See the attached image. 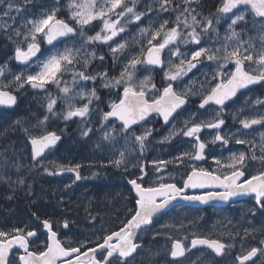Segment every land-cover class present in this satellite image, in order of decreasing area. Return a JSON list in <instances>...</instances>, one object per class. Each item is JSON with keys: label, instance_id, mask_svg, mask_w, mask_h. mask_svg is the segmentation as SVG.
Masks as SVG:
<instances>
[{"label": "rangeland", "instance_id": "1", "mask_svg": "<svg viewBox=\"0 0 264 264\" xmlns=\"http://www.w3.org/2000/svg\"><path fill=\"white\" fill-rule=\"evenodd\" d=\"M32 1L34 0L25 3V0H12L15 6L11 9L8 16L2 15L6 4H0V61L2 56L6 54V60L0 62V67L4 69V75L1 78L15 84L13 90L16 91L14 93L18 97L26 96L29 89L24 84L23 87H17L15 79L13 80L15 68H28L26 66L32 65L33 61L27 63L15 59L17 45L10 47V44L14 40L16 41L17 38L15 39L11 33L15 31V18ZM100 2L102 0H98V3ZM125 2L129 7L133 6L131 0H125ZM16 6L21 8L20 12L16 11ZM149 7L152 9L151 11H148ZM191 9L195 10L193 14H197V18L202 23L204 18H211L215 29V31L204 32L201 27L197 26L196 30L200 33L201 40L199 47L211 48L213 51L219 48L221 49L219 55L222 56L224 54L222 45L225 44V36L229 34L228 25L231 23V18H234V14L244 12L245 19L238 22L235 26V30L240 33L239 39L246 42L244 47H248L250 42L257 52L264 48V40L261 39V37H264V18L255 16L250 7L242 8L231 14H222L218 24L216 23L217 10L214 11L211 7L207 11L197 8ZM183 10L184 8H179L166 13L150 6L146 0H135V11L138 13L144 12V17L153 15L152 18L155 17L154 19L157 20L160 16L168 18V15L170 18L166 19L169 21L167 28L175 26L176 16ZM112 18L115 19V16ZM123 19L121 18L122 21ZM128 20L131 22L122 25L125 30L113 38L114 42L109 41L107 44L101 42L85 43L87 36L95 35L97 31H100V21L85 26L84 36L79 34L78 28V33L75 37L62 41L52 47L51 50H46L44 54L39 55L40 57L36 58L38 61L35 66H38V62L40 60L43 61L49 53L57 50L63 51L65 47H68L80 50L81 61L84 59L90 60L87 66L88 74L96 72L100 67L114 69L125 53H118L114 59L109 45L115 47L118 44L119 37L126 34L131 27L139 23V21H133L131 16L128 17ZM180 31L182 37L187 38V32L190 29H184L181 26ZM161 38L157 37V40ZM228 44L229 50H231L234 46V41H229ZM19 46L26 48V43ZM177 46L189 58L191 52L197 50V45L192 43L184 44L179 41L166 47L163 56L164 66L161 69L147 63L137 66L135 80L138 82L145 77H151V83L156 86L155 91L151 89V85L148 86L146 96L149 100L158 97L168 83L164 76L165 71L169 70L168 61L171 60L173 64H179V58L170 55V51H175ZM100 48H106L107 55L98 53L97 50ZM133 50L139 52L140 48L135 46ZM92 52H95V57L89 56V53ZM100 57H103V60ZM76 67L78 70H85L83 63ZM245 67L246 69L248 68L247 63ZM251 67L255 69L257 66L253 64ZM216 68V62L202 59L196 68L177 81L172 82L174 89L177 92H189L190 94L187 95V98L194 99L197 96V99H202L208 90L219 82V78L212 79ZM233 69L234 63L229 62L225 66L224 71L229 72ZM61 79L68 82V86L71 89L69 94L65 95L59 91L55 84H49L48 90L41 94L43 112L26 120L23 117L17 118L16 121H20V124L15 123L13 133L7 137H0V184L7 186L0 193V202L12 198V203L10 204L9 202L8 205L13 206L10 213L4 214L5 216L2 214L5 228L4 226L2 227L5 231L10 232L9 225H16L18 222L22 223L24 219L28 224L27 230H30L32 226L38 224L35 217H41L53 221L54 224L59 222L56 227L62 234L61 238L66 245L71 242V246L76 247L80 243H85L86 246L95 244L98 241L101 242V237L117 228L118 221L121 222L129 217L128 210L130 209L127 206L123 207L120 201H118L119 204L115 203L113 197L107 195L109 193H106L108 191L106 188L102 194L104 190L103 184H107V179H111L110 177H107V179L101 178V173L106 170V165H108L107 169L110 166H114L110 161L119 159L120 153L124 152L125 161L129 163L131 168H135L134 173L138 174L137 176L141 175L140 165H144L145 172L148 173L150 171L149 176L152 177L151 180L153 181H157V178L161 176L164 179L174 176L176 173L174 170H169L166 175L164 171L156 172L152 162L154 160H173L175 157L174 149H177L180 154L183 153L177 147L170 149L166 146L174 142L176 136L168 141H164L163 138L169 136V133L174 129L186 130L185 121L194 123L206 122L212 120L217 112L220 113L219 118L224 120V124L219 130L220 134L230 139L227 145L221 141L216 145H212V148L207 153V158L216 168L218 167L214 158L220 159L222 163H227L228 157L232 153L245 152L251 156L254 151L257 157L261 155L260 147L264 143L261 138L262 134H264V124L247 130L242 128L240 120L264 116V85L254 90H246L239 93L233 101L224 107L210 106L200 111L197 110V118L194 114V107H187L171 124L169 129L162 130L160 128L162 122L159 116L154 115L138 127L131 128L130 131L125 133L119 122L109 118L108 120H103V113L110 110V104L116 102V100L118 102L122 96V85L105 88L101 84L100 87H96L94 81H79L76 85H73L70 72L64 73ZM60 87H64V84L62 83ZM93 88H95L96 97L98 98H93L91 103H89L87 96L81 98L79 95L80 92L87 93ZM49 95L57 100L55 115L47 111L46 106ZM258 100L261 103H257ZM69 104L73 107H82L84 104H89V113L83 118L73 117L65 120L64 115L68 111ZM46 116L48 117L47 121L41 125L40 121H44ZM188 126L190 127L191 123ZM25 128L29 130L28 133L24 132ZM89 128L91 129L89 134L87 136L82 135V132ZM145 129H151L152 132L145 141L143 151H141L139 143L134 139V135H141ZM46 132L61 134L64 138L63 142L35 162L32 159L31 148L28 143L29 135L39 136ZM106 132L110 136L108 139L104 138ZM198 135L207 144L213 141L216 130L205 127L202 128ZM237 139H245L252 143L237 144L235 142ZM253 145H255L254 148ZM186 150L187 152H194L193 145ZM146 154H151L149 160L144 158ZM76 164L81 165L79 172L82 178L80 180L75 179V173L73 172H60L57 170L59 165L74 166ZM126 169L127 167H124L123 172H126ZM218 169L227 171V169L223 168ZM247 169L250 174H255L257 170H264L259 159L247 160ZM110 173L112 174L111 170ZM21 178L25 182L23 185L18 183ZM100 197L107 203L103 202L102 204ZM253 204L252 201H243L232 205L226 210L214 209L207 211L197 209V212L185 210L156 216L150 226L140 231L137 242L141 245L133 257L126 259L127 264H238L237 256L245 254L252 247L264 248L260 243L261 240H264V211ZM251 209H256L255 215L252 214ZM65 220L69 222L67 229L63 227ZM245 229L248 230L247 235L245 234ZM42 230L43 226L40 225V231ZM179 235H181L182 240H187L196 235L224 239L231 247L227 249L225 256L222 258H216L208 250L200 249L191 251L184 259L179 261L172 260L170 258L172 240ZM261 261H264V252H260L257 259L248 264H258ZM113 264H123V260L120 261L118 258H114Z\"/></svg>", "mask_w": 264, "mask_h": 264}, {"label": "snow or ice", "instance_id": "2", "mask_svg": "<svg viewBox=\"0 0 264 264\" xmlns=\"http://www.w3.org/2000/svg\"><path fill=\"white\" fill-rule=\"evenodd\" d=\"M28 2L30 0H25V3ZM192 2L193 0H184L186 5H191ZM131 3L133 6L129 7L125 0H102L100 3H98V0H79V2L70 0L68 5L70 22L57 18V9H52L38 18L28 20L25 23L26 30L23 33L19 30L15 32L16 36H22L23 42L26 43V49L19 45L16 47L15 59L22 62L30 61L32 57L40 52L42 42L55 47L54 41L77 33V27L75 26L79 27V34L84 36V27L92 24L93 21L101 22L100 31H97L95 35L87 36L85 43L101 42L107 44L109 41L114 42L113 38L125 30L122 25L131 22L128 20L129 16H131L133 21H139L145 15L144 12L138 13L135 11V0H131ZM158 3L159 10L162 12L175 11L172 6V0H158ZM0 4H6L2 12L3 16H8L11 9L15 6L12 0H0ZM240 5L250 7L255 16L264 18V0H223L221 6L217 9L216 23L220 22L222 14L232 13L233 9H238ZM151 10V7H149L148 11ZM16 11L20 12L21 8L16 6ZM194 11L190 7H185L176 16L174 27L167 28L169 22L165 20L158 29L151 33H149L148 29H141L142 34L147 33L151 37L147 40L146 59L143 58L145 49L142 47L139 54L133 55L128 59L117 77L109 78L107 72L88 74L87 66L90 60L84 59L81 61L79 49L65 47L63 51L52 52L43 61H39V70L34 74H29L26 78L23 75L15 76L16 85L17 87H23V84L26 83L32 88L46 90L47 85L55 84L60 92L67 95L71 89L68 86V82L61 79L66 72L72 74L73 85H76L79 81H96L97 79L104 81L102 86L105 88L122 85L123 95L118 102L110 104V110L103 113V120H108L109 117L119 119L122 122V130L127 133L131 130L132 125L145 121L153 112L162 116L164 122L168 123L173 113L185 105L187 95L190 94L187 91L177 92L173 88L172 82L177 81L196 68L202 59H206L217 63L212 79L219 78V82L215 83V86L211 87L207 94L203 96L199 107L203 109L210 102L223 107L225 102L235 97L240 89L264 82V48L257 52L250 42L248 47H244L246 42L239 39L240 33L235 30V26L238 22L245 19L244 12L234 14V18H231V23L228 25L229 34L225 36V44L222 45L224 53L222 56L219 55L221 51L219 48L213 51L211 48L199 47L201 40L200 33L196 30L197 26L201 27L204 32L215 31V29L211 18H204L202 23L197 18V14H193ZM113 16H115V19L112 18ZM182 17L183 19H181ZM121 18H124L123 21ZM181 26L184 29H190L187 32V38L182 37ZM157 37L162 38L157 40ZM261 39L264 40V37H261ZM153 41H156V43H153ZM179 41L184 44H195L197 45V50L191 52L190 58L187 57V54L182 53L178 46L175 51H170V55L179 58V64H173L171 60L168 61L169 70L164 73L165 78L168 80L167 86L163 88L162 93L158 97L149 100L146 98L148 86L151 85V89L154 91L156 86L151 83V77H145L138 82L135 80L137 66L142 63L163 65L164 61L161 59V52L166 47ZM229 41H234V46L231 50H229ZM109 47L115 59L118 53L124 52L127 44L123 42L116 44L115 47L111 45ZM89 56L95 57V52L89 53ZM100 59L103 60V57H100ZM229 62L234 63V69L225 72V66ZM81 63H83L85 69L83 71L78 70L76 67ZM246 63L248 65L247 69L245 67ZM253 64L257 66L255 69L251 67ZM3 75L4 69L0 68V77ZM62 83L64 87H60ZM9 87L10 84L0 82V105H15L16 96L12 92L5 90ZM79 95L81 98L87 96L89 103H91L93 98H98L96 97L95 88L87 93L80 92ZM56 103V98L49 95L46 107L47 111L53 115L56 114ZM257 103H261V101L258 100ZM88 113L89 104H84L82 107H73L69 104L64 119L83 118ZM219 116L220 113L217 112L212 120L206 122L194 123L185 121L186 130L174 129L169 133V136L164 137V141H168L180 134L186 137H194L196 140L193 145L194 152H183L171 161L154 160L152 163L155 171L160 172L170 163H183L185 158L197 161L203 160L207 144L198 135L202 128L206 127L216 130L212 143L221 141L227 145L230 138L220 134L219 130L224 124V120L220 119ZM47 119L48 117L46 116L44 121H40V124L43 125ZM16 123L20 124V121H16ZM189 123H191L190 127L188 126ZM240 124L244 129H249L253 125L264 124V116L245 118L240 120ZM90 131V128L86 129L82 132V135L87 136ZM24 132L28 133L29 130L25 128ZM151 132V129H145L141 135H134V139L139 143L141 151H143L145 141L151 135ZM104 138H110L109 133L106 132ZM261 138L264 141V134H262ZM29 139L32 145V157L36 159L42 156L45 149L55 145L60 137L54 132H46L39 136L29 135ZM235 142L237 144L252 143L245 139H237ZM254 147L255 145H253ZM260 151L261 155L259 157L255 155L254 151L251 156L245 152L232 153L228 157L227 163H222L220 159L214 158L218 168L227 169V171H223L220 174H217L216 170L193 165L191 171L187 173V178L183 180L182 186H178L175 182H164V177L162 176L158 177L155 183L146 185L147 172L144 170V165H140L141 175L128 181L135 193L134 207L128 210L130 218H127L126 223H123L118 231H111L104 235L100 238L102 242L98 241L95 246L87 247L85 250V243H80L76 247L71 246V242L67 246L62 243L57 236V232L53 230L54 226L59 225V222H55L54 225L53 221L45 219L42 221V226L47 230V241L42 251L29 250V238L36 236L35 231H26L22 228H14L11 232L0 231V264H11L9 253L14 246L23 249L18 258L20 264H113L115 254H118L119 258L123 260V264H127V260L124 258L130 257L140 247L135 242L138 238V230L143 231L150 226L154 217L163 212L177 198L207 203L213 199L227 201L232 197L252 195L256 205H258L260 210L264 211V170H257L255 174H246L248 172L247 160L249 159H259L262 169H264V143L261 144ZM110 163L115 167L125 164L124 152L120 153L119 159L112 160ZM80 168V164L74 166L59 165L57 170L60 172H73L75 173V179L80 180L82 178L79 172ZM18 183L23 185L25 183L24 179L21 178ZM206 187H217L222 189V191H209L201 195H187L185 193V190L189 188L203 189ZM250 211L255 215L256 209H251ZM63 227L65 229L69 227L67 220L64 221ZM245 234H248L247 229H245ZM113 240H115V243H113ZM260 243L264 245V240H261ZM191 245L192 247L207 245L217 255L223 254L226 248L231 247V245H226L219 239L199 236H194ZM186 251L187 249L182 242L176 240L172 244L170 255L173 258L182 257ZM258 252H264V248L252 247L245 254L237 256L238 264H245V262L252 260Z\"/></svg>", "mask_w": 264, "mask_h": 264}, {"label": "trees", "instance_id": "3", "mask_svg": "<svg viewBox=\"0 0 264 264\" xmlns=\"http://www.w3.org/2000/svg\"><path fill=\"white\" fill-rule=\"evenodd\" d=\"M146 1L149 2L150 6H153V7H156L159 9L158 0H146ZM76 2H79V0H76ZM222 2H223V0H193L191 5H186L184 3V0H172V6L175 9L190 7V8H197V9L202 10V11H207L208 8L211 7L212 10L216 11L221 6ZM69 3H70V0H34V1H32V3L28 7H26L25 10L21 11V14L19 16H17L14 20V24H15L14 30L15 31L12 32L11 34H12V36L15 37V39L17 38V40L16 41L14 40L13 42H11L10 47H14L15 45L18 46V45L25 43V42H23L22 36H20V37L16 36V34H15L16 30H19L21 33H23L26 30L25 29L26 21L38 18V17L42 16L43 14L50 12L52 9L58 10L57 11V18L64 19V20L70 22V20H69L70 9L68 7ZM167 12L168 11H166V13ZM152 16L153 15H148L146 17L143 16L141 21H139L138 25L131 27L126 34H123L119 37L118 44L126 42L127 47L124 50L125 55L123 56L120 63L117 66H115L114 69H109L107 67L106 68L100 67L97 69L96 72H92L90 74L107 72L109 78L119 76L124 64L127 63L128 59L133 55L139 54L141 52L142 47L144 49H147V47H148L147 40L150 39L151 37L147 33L142 34L140 30L141 29H148L149 33H151L152 31L158 29L160 27V25L163 23V21L170 18L167 15L168 18H166V16H162V17L160 16L159 19L157 18V20H156V19H154L155 17L152 18ZM95 22L96 21H93L92 23L94 24ZM75 27H77V29L79 28L78 26H75ZM153 43H155V41H153ZM58 44H56V45H58ZM41 45H42V50H41L40 56L42 54H44L46 50L48 51V50L52 49V47L46 46L44 44V42H42ZM1 46H2V44H1ZM135 46H138L140 48L139 52L137 50H133V48ZM97 51H98V53H102L103 55H107L106 48H100ZM145 51H144V54H145ZM53 52H55V51H53ZM51 53H49V55ZM32 61H33L32 65L26 66L28 68H24V69L15 68L16 71L14 73V76L23 75V77L26 78L27 75L34 74L35 72H37L39 70V68H38V66H35V64L37 63L38 60L35 59ZM14 76H13V80L15 79ZM3 80L4 79L0 77V82H2L3 84H10V87L7 88V90L11 91L12 93L16 92L15 90H13V86L15 85L13 82L7 81V80L3 81ZM21 82H23V81H21ZM94 82H95L96 87H100L101 84L104 83V81H102L100 79H97ZM157 82H159V80H157ZM24 85H25V87H28L26 83H24ZM48 88H49V85H47V89L45 91H47ZM41 94H44V93L27 90L26 96L18 97L17 105L14 108H12V109H0V112H1L0 137H7L9 134L13 133L17 118L23 117V119L26 120L29 118H33L37 114H41L43 112L42 108H41L43 106V104L41 102ZM6 187L7 186L0 184V193H2L6 189ZM9 202H10V204L12 203V198L9 200H6L4 202L3 201L0 202L1 203L0 204V214H1L0 215V223L3 224L4 228H5V222L2 220V218H3L2 214L4 215L6 211H7L6 214L10 213L12 208H13L12 205H8ZM18 218H20V217H18ZM8 227H9V230L11 232L12 229L21 227V222H18L16 225H9ZM3 231H5V230H3ZM258 264H264V261H261Z\"/></svg>", "mask_w": 264, "mask_h": 264}, {"label": "flooded vegetation", "instance_id": "4", "mask_svg": "<svg viewBox=\"0 0 264 264\" xmlns=\"http://www.w3.org/2000/svg\"><path fill=\"white\" fill-rule=\"evenodd\" d=\"M2 60H3V62L6 60V54H5V56H2ZM28 62L31 63L32 62V59L30 61H28ZM262 85H264V82L261 83V84L255 85V86H253V87H251V88H249L247 90H254L257 87H261ZM187 99H188V102H187L186 107L183 108L181 111H179L178 114H176V116L166 126H164V127L161 126L160 128L162 130L169 129V127L171 126V124L179 117V115H181V113L187 107H194V114L196 115V118H197V110L198 111L202 110L201 108H199L198 103L202 99H197V96L194 99H191V98H187ZM116 102H117V100H116ZM260 125L261 124L254 125L251 128L258 127ZM251 128H249L247 130H250ZM195 143H196V140H195L194 137H186V136H183L181 134V135H177L176 136V138L174 139V142H172V143H170V144H168L166 146L168 148H170V149H173V148L177 147L178 149L181 150V152H187L186 149L188 147H192V145H194ZM218 143H220V142L217 141L215 143H212V142L207 143V147H206L205 153H204L205 158L203 160L197 161V160H194V159L185 158V160H184L183 163H175L173 166H172V164H168L167 167L165 169H162L161 171H164L165 172V175L168 173L169 170H174V171H176V173L174 174V176H171V179H169V177L168 178H165L164 179V182H168V183L175 182V183L178 184V186H182L183 180L187 178V173H189L191 171V167L193 165H195L197 167L208 168L209 170H216L217 171V174H220L221 172H223L222 169H218V168L214 167L211 164V161L209 160V158H207V156H208L207 153L212 148V145H216ZM228 150H230V149H228ZM173 153H174V156L175 157H177V156L180 155V153L177 151V149H174V152ZM177 153H179V155H177ZM150 155L149 154L148 155L146 154L145 155L146 158H145V156H144V158L147 159V160H149L150 159ZM171 159H172V157H171ZM104 165H106V164H104ZM107 167H108V165H106V170L103 173H101V178L107 179V177H110L111 179H107V184H105V183L103 184L104 185V190L102 191V194L105 192V188H106L108 190L106 193H109L107 195L113 197L115 203L117 202V204H119L118 201H120L122 203L123 207L124 206H127V208H130V209L133 208L134 207V201H135V193H134V191L132 189V186L128 183V181L130 179H133V178H136L137 177L138 174L134 173L135 168H133V167L131 168L128 162H126L124 164V166L121 165L120 167L110 166L108 169H107ZM124 167H127L126 172H123V168ZM110 170L112 171V174L110 173ZM149 172L147 173V178L145 180V184L146 185L149 184V183H155L156 182V181L151 180L152 177L149 176ZM246 174H249V172H247ZM117 188H118V190H117ZM111 190H113V192H111ZM209 191H222V189L212 188V189H208V190H204V191H197V188H195V189L189 188V189H186L185 190V193L187 195H201V194H204L205 192H209ZM100 199H101V197H100ZM180 199H182V198H177L176 200L172 201L171 202V205L169 206V208L166 209L164 212L158 214L157 216H159V215H165V214H170L171 212H175V211H185V210H187V211H194V212H197V209L207 210V211H211V210H214V209H216V210H226V209L230 208L232 205L238 204V203H242L243 201H252L256 205L254 196H252V195H243V196H241L238 199L228 201L225 205H204V206H197V205H191V204H186V203L178 202V201H181ZM103 202L104 203H107L105 200H102L101 199V203L102 204H103ZM256 206L258 207V205H256ZM6 212H5V215L8 214V213L6 214ZM35 218L38 221V224L36 226H32L30 230H27L28 229V224H27V222H26L25 219H24V222L21 223V227H19V228H22V229H25L26 228L25 230H27V231H35L36 232V236L29 238V250L30 251H42L43 248H44V244L47 241V230L43 228V230L40 231V225L42 226V221L45 220L46 218L45 219L44 218H41V217H39V218L38 217H35ZM128 218H130V217H128ZM126 220H127V218L124 219L121 222L118 221L119 224L116 226L117 228L115 230H113V231H118L119 228L122 226V224L123 223H126ZM2 226H3V224L0 223V231L5 230ZM53 230L57 232L58 238L63 243L64 241L61 238L62 237L61 236L62 234L59 232L58 228L56 226H54ZM7 232H9V231H7ZM199 237H205L206 238L207 236H199ZM193 238H194V236L188 238L187 240H182L181 235H179L178 237L173 238L172 241L180 240L182 242V244L185 246V248L187 249V251L185 252V256H187L191 251L200 250V248L190 249L189 246H190L191 240ZM207 238H209V237H207ZM137 239L135 240V242L138 243L139 245H141L139 242H137ZM210 239H217V238H210ZM219 240H221L226 245H229L227 243V241H225L224 239H219ZM101 242H102V240H101ZM113 243H115V240L113 241ZM93 246H95V244H91V245L88 244V245L85 246V250L87 249V247H93ZM263 247H264V245H263ZM138 249H139V247H138ZM227 249L228 248H226L223 256H225ZM204 250H207V249H204ZM136 251H135V253H136ZM209 252L211 254H213L211 251H209ZM21 253L22 252L19 251L16 248L10 251V253H9V260L11 261V264H20L18 258H19V255ZM135 253L133 254V256L135 255ZM115 258H118L121 261V258H119L118 254H115ZM124 259H126V258H124ZM248 263L249 262H246L245 264H248Z\"/></svg>", "mask_w": 264, "mask_h": 264}, {"label": "water", "instance_id": "5", "mask_svg": "<svg viewBox=\"0 0 264 264\" xmlns=\"http://www.w3.org/2000/svg\"><path fill=\"white\" fill-rule=\"evenodd\" d=\"M242 7H246V6H244V5H240V6H238V9H240V8H242ZM236 10H237V9H233V12L236 11ZM228 14H230V13H228ZM76 35H77V33H75V34H71L69 37H61V38H59L58 41H54V44H56V43H58V42H60V41H63V40H65V39H67V38L75 37ZM45 44L48 45L47 43H45ZM48 46H52V45H48ZM40 50H41V47H40ZM165 50H166V48L161 52V59H162V60H163V55H164V53H165ZM39 53H40V52H38L37 55L34 56V57H32L31 59L37 57V56L39 55ZM146 56H147V52H145V59H146ZM163 65H164V64H163ZM163 65H154V66H156V67H158V68L160 69V68L163 67ZM261 83H263V82H261ZM261 83H257V84L249 85L247 88L240 89V90L237 92V95H238L240 92L245 91V90H247V89H249V88H251V87H253V86H255V85L261 84ZM28 87H29V90H30V91H34V92H43V91H45L44 89L32 88L30 85H28ZM165 87H166V86H165ZM173 88H174V87H173ZM7 91H9V90H7ZM10 92H11V91H10ZM12 94L15 95L16 98H17V99H16V103H15V105H11V106H8V105H0V108H3V109H12V108H14V107L17 105V102H18V96H17L16 94H14V93H12ZM237 95H236V96H237ZM236 96H235V97H236ZM235 97H233V98H231L230 100L226 101V102H225V105H226L227 103L231 102ZM146 98H147V96H146ZM186 100H187V98H186ZM187 102H188V100H187ZM187 102H186L185 105H183L180 109H178L175 113H173V116L170 117L169 121H170V120H171V119H172V118H173V117H174V116H175V115H176V114H177L182 108H184V107L186 106ZM200 103H201V102H200ZM200 103L198 104V106L200 105ZM210 105H215V106H217V107H221V106L216 105L214 102H210L209 105H206L205 107L210 106ZM154 115H158V114L155 113V112H153V113L150 114V116H149L148 118H146V120L149 119L150 117L154 116ZM158 116H159L161 122L163 123V126H166V125L169 123V122H168V123H165L164 120H163V118H162V116H160V115H158ZM109 118H110V119H115V120L119 121V122L122 124V122H121L119 119L115 118V117H109ZM142 122H143V121H141V122H139V123H137V124H135V125H132L131 128L139 126ZM256 125H258V124H256ZM253 126H254V125H253ZM54 133H56V132H54ZM56 135H58V136L60 137V139L56 142V144L53 145V146H51L50 148L45 149V151H44V153L42 154L41 157H37L36 159H33V157H32L33 161H38L40 158H42V157L45 155V153H46L48 150L57 147V146L62 142V139H63L62 135H60V134H58V133H56ZM28 143H29V145H30L31 153H32V145H31L30 139L28 140ZM212 188L220 189V188H217V187H206V188H203V189H201V188H197V191H204V190H208V189H212ZM241 196H243V195H241ZM241 196L232 197V198H230V199L227 200V201H222V200H219V199H213V200L208 201L207 203L200 202V201L184 200V199H180L181 201H178V202H182V203H186V204H191V205H197V206H204V205H225L228 201L238 199V198H240ZM170 205H171V204H170ZM170 205H169V206H170ZM169 206H168L166 209H168ZM166 209H165V210H166ZM165 210H164V211H165ZM164 211H163V212H164ZM161 213H162V212H161ZM159 214H160V213H159ZM157 215H158V214H157ZM138 233H139V230H138ZM138 233H137V235H138ZM203 238H205V237H203ZM113 241H114V240H113ZM191 241H192V240H191ZM174 242H175V241H174ZM174 242H173V243H174ZM173 243H172V244H173ZM15 248L18 249L19 251L23 252V249H19L18 246H14V247H13V249H15ZM197 248L208 249V250L212 251L213 254H214L216 257H218V258H219V257H222V256L224 255V253L221 254V255H217V254H216L211 248H209L207 245H197V246H195V247H192V245H191V243H190V249H197ZM13 249H12V250H13ZM224 252H225V251H224ZM134 253H135V252H134ZM134 253H133V254H134ZM133 254H132V255H133ZM132 255H131L130 257H132ZM258 255H259V252H258L257 255H256L255 257H253L252 260H250V261L255 260V259L258 257ZM184 256H185V254H184ZM184 256H182V257H177V258H173V257L170 255V258H171L172 260H179V259H182ZM130 257H128V258H130ZM247 262H248V261H247Z\"/></svg>", "mask_w": 264, "mask_h": 264}, {"label": "bare ground", "instance_id": "6", "mask_svg": "<svg viewBox=\"0 0 264 264\" xmlns=\"http://www.w3.org/2000/svg\"><path fill=\"white\" fill-rule=\"evenodd\" d=\"M178 11H179V10H178ZM26 88H28V87H26ZM22 94H23V93H22ZM39 116H40V115H39ZM49 151H50V150H49ZM47 153H49V152H47ZM46 155H47V154H46ZM46 155H45V156H46ZM114 155H115V154H114ZM43 157H44V156H43ZM43 157H42V158H43ZM145 158H146V156H145ZM39 160H40V159H39ZM35 162H36V161H35ZM89 180H90V179H89ZM91 180H92V179H91ZM90 185H91V184H90ZM206 238H207V237H206Z\"/></svg>", "mask_w": 264, "mask_h": 264}]
</instances>
